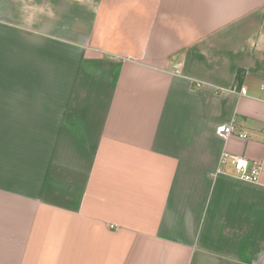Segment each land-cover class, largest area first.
I'll return each mask as SVG.
<instances>
[{"label": "crops", "instance_id": "0c3cea01", "mask_svg": "<svg viewBox=\"0 0 264 264\" xmlns=\"http://www.w3.org/2000/svg\"><path fill=\"white\" fill-rule=\"evenodd\" d=\"M263 132L264 0H0V264H264Z\"/></svg>", "mask_w": 264, "mask_h": 264}, {"label": "built area", "instance_id": "2783aa9c", "mask_svg": "<svg viewBox=\"0 0 264 264\" xmlns=\"http://www.w3.org/2000/svg\"><path fill=\"white\" fill-rule=\"evenodd\" d=\"M245 89H241V93L245 94ZM217 132L221 136H228L233 132V127L228 124H222L217 127ZM240 137H244L245 135H239ZM264 136V132H263ZM229 159L235 176L243 181L257 183L260 180L261 174L264 171V157L262 160H254L249 162L247 159L243 157H238L235 155H230L228 153H224L223 159Z\"/></svg>", "mask_w": 264, "mask_h": 264}]
</instances>
